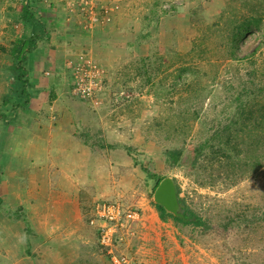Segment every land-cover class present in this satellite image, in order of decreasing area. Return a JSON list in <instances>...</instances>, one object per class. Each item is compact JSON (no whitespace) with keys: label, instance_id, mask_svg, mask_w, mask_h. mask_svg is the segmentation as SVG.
<instances>
[{"label":"rangeland","instance_id":"obj_1","mask_svg":"<svg viewBox=\"0 0 264 264\" xmlns=\"http://www.w3.org/2000/svg\"><path fill=\"white\" fill-rule=\"evenodd\" d=\"M24 1L0 0V114L9 116L8 123L0 117L4 138L19 129L17 114L20 117V109L4 106L17 87L9 53L36 31L21 18ZM31 1L54 37L45 40L44 47L67 48L65 65L57 62L54 72L44 76L51 79L40 98L47 99L48 106L39 112L59 115L61 106L52 108V102L57 96L65 98L79 119L76 137L87 147L66 171L72 174L71 184L38 187L46 197L78 202L80 234H89V239L79 235L77 242L71 234L68 245L62 244L73 251L72 264H115L88 223L94 204L102 201L119 202L138 214L125 242L113 249L127 257V264H264V164L257 171L252 165L264 163L263 130L252 129L255 124L233 129L230 145L241 158L220 161L202 152L194 159L198 146L207 142L211 147L233 116L238 94L244 93L245 101L247 91L264 87V0H94L92 5L85 0ZM251 17L260 24L249 25L234 44L235 33L246 29L242 23ZM65 33V42H56ZM57 55L61 59L63 50ZM82 58L91 60L104 77L103 87L83 101L72 94L73 72L68 67L69 61ZM256 103L264 104V93ZM177 149L183 155L173 165L165 152ZM53 157L50 169L39 176L65 168L67 161L54 163ZM156 176L173 181L209 230L161 219L153 193ZM70 192L73 198H65ZM8 207L0 205V210L13 222L20 221L23 209L11 203ZM19 229L13 225L5 230L14 244L20 242L15 235ZM9 246L13 259L15 245ZM4 257L0 253V264ZM29 260L45 264L48 258Z\"/></svg>","mask_w":264,"mask_h":264},{"label":"crops","instance_id":"obj_2","mask_svg":"<svg viewBox=\"0 0 264 264\" xmlns=\"http://www.w3.org/2000/svg\"><path fill=\"white\" fill-rule=\"evenodd\" d=\"M54 26L57 24L55 23ZM50 34L52 36V33H48V37L40 41L41 43H38L39 45L33 53L29 54L28 71L32 85L30 88L31 97L34 96L26 106L30 110L20 107V117L17 114L18 119H16L19 129L8 131L7 138H4L3 130L0 132V205L7 209L11 203V205L14 204V208L18 206L17 209H23L20 221L16 222L10 220L4 211L0 210V253L6 258L4 264H30V258H48L45 264H56L54 260L56 255L59 264H66V262L72 264V256L69 257V255H72L73 251L65 249L62 244L68 245L66 242L71 240V234H74V239L77 242V237L81 235L82 226L79 227L78 220L81 217L78 216V202L76 204L71 201V204H66L62 200L57 201L54 195L49 194L46 197L43 195L45 192L39 191L42 189L38 188L42 185H57L60 182L65 184L66 181L71 184L72 174H67L66 171L71 165L74 166L70 163L73 162L72 158L87 148L76 137L78 132L75 124L79 122V119L73 113L75 107L64 101L65 98L57 96L52 102V108L61 106V109L57 108L61 110L59 115L51 116L45 111L44 113L39 112L48 106L47 99L40 98L44 93V86L51 79L44 77L45 74L49 73L50 76V71L54 72L51 68H54L57 62H62L65 65L67 61L66 56L64 57L67 54L65 46L62 49L61 59L57 55L59 52L62 53L63 44L61 43H64L68 38L65 39L67 34H64V38L60 35L56 39V42L61 44L57 46V50H54L53 47L48 50L43 43L50 38ZM50 40L53 41L54 37H51ZM61 78L55 79V86ZM20 101L24 100L20 99ZM32 111L33 115H31ZM26 113L29 116H26ZM1 119L3 121V118ZM8 122L9 119L5 123ZM76 146L79 151L74 149ZM53 154L60 157L54 158ZM52 157L54 163L60 162L59 159L67 161L65 168L63 167L64 169L53 175L45 173L43 177L39 176L44 172V169L47 171L50 169ZM53 169L55 170L56 166H53ZM41 179L45 182H41ZM65 198H73V193H67ZM13 225L20 226V229L15 232L20 240L16 244L10 240V235L5 231L8 227L12 228ZM86 228L89 230L88 224H86ZM88 235L84 232L83 236L81 235L82 240L86 237L84 241L87 242ZM10 243L15 245L11 251V254L14 255H12L13 259L10 257ZM71 245L73 244L71 243ZM66 250H70V252ZM34 254L36 256L33 257ZM37 264L43 263L40 261Z\"/></svg>","mask_w":264,"mask_h":264},{"label":"trees","instance_id":"obj_3","mask_svg":"<svg viewBox=\"0 0 264 264\" xmlns=\"http://www.w3.org/2000/svg\"><path fill=\"white\" fill-rule=\"evenodd\" d=\"M34 3L31 0H25L24 4L21 8V18L25 22V24L36 28L35 34L32 37L21 39L17 42V44L12 47L9 55V61L11 63V72H12V80L14 81V85L17 87H12L11 95L9 96L12 101L5 102L4 106H11L13 110L17 112L20 107L25 108L28 106V103L31 99V81L29 77L28 71V60L29 54L33 53V51L38 47V43L42 41L44 38L48 37V33L46 30V23L42 20V18L38 17L36 14V8L34 7ZM39 18V19H38ZM256 21L257 24H260L259 19H255V17H251L242 23V26L246 27V29L241 30L235 33L234 44H236L237 38L239 36L245 35L247 31H249V25H253ZM262 21V18H261ZM2 47H0L1 49ZM252 57V56H251ZM264 93V87H255L254 90L247 91L246 100L244 101L243 95L244 93L238 94V100H240L236 111L233 116L228 120V122L223 126V129L220 130V135H216L214 144L210 147L208 143L201 144L198 146V149L194 153V159L196 160L198 155L202 152H208L209 154H213L216 158L221 159L227 158L229 161L233 158L239 157L240 154H234L233 149L236 147H231L230 139L232 138L230 135L233 134V129L238 127L240 124L246 126L255 124L252 126V129L260 130L264 132V104L256 103V98L261 96ZM23 99L24 101H20ZM256 103V104H254ZM258 112V115L255 114ZM3 112L0 114V117L8 119L9 116L5 115ZM256 116V117H254ZM11 118V117H10ZM238 149V148H236ZM183 152L179 149L170 150L165 152V156L168 162L173 165H178ZM264 160V159H263ZM219 161V163H220ZM263 161H254L252 165L255 166V171H257L260 167H263ZM150 178L154 177L153 174L148 173ZM156 184L153 189V193L156 192L160 183L165 179L162 176H156ZM176 200L177 204L174 211H167L162 205L156 204V209L163 220L170 219L178 226L201 229L203 231L209 230V225L207 221L199 215L196 211L190 209V207L186 204V200L180 197V190L176 189ZM19 218V217H18Z\"/></svg>","mask_w":264,"mask_h":264},{"label":"built area","instance_id":"obj_4","mask_svg":"<svg viewBox=\"0 0 264 264\" xmlns=\"http://www.w3.org/2000/svg\"><path fill=\"white\" fill-rule=\"evenodd\" d=\"M86 5L94 4V0H85ZM92 12V6H90ZM94 14V13H93ZM93 21L99 19L93 16ZM68 67L73 72L71 83L72 94L81 101L89 99L98 88L103 87L104 77L98 73L91 60L81 59L80 62L69 61ZM137 212L126 209L119 202H96L91 211L89 226L95 232L99 245L108 251L115 264H127L129 260L124 255L114 254V248L125 242L126 234H130L132 222L137 218Z\"/></svg>","mask_w":264,"mask_h":264},{"label":"water","instance_id":"obj_5","mask_svg":"<svg viewBox=\"0 0 264 264\" xmlns=\"http://www.w3.org/2000/svg\"><path fill=\"white\" fill-rule=\"evenodd\" d=\"M154 198L156 203L162 205L167 211L172 212L175 210L177 204L176 191L170 178H166L160 183Z\"/></svg>","mask_w":264,"mask_h":264},{"label":"clouds","instance_id":"obj_6","mask_svg":"<svg viewBox=\"0 0 264 264\" xmlns=\"http://www.w3.org/2000/svg\"><path fill=\"white\" fill-rule=\"evenodd\" d=\"M90 219V218H89ZM88 223H89V221H88ZM94 234V233H93Z\"/></svg>","mask_w":264,"mask_h":264}]
</instances>
